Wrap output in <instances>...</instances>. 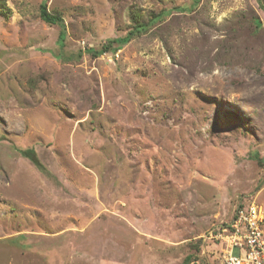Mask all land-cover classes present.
<instances>
[{"label": "rangeland", "instance_id": "obj_1", "mask_svg": "<svg viewBox=\"0 0 264 264\" xmlns=\"http://www.w3.org/2000/svg\"><path fill=\"white\" fill-rule=\"evenodd\" d=\"M41 2L0 9V264H220L264 217V0H47L62 41Z\"/></svg>", "mask_w": 264, "mask_h": 264}, {"label": "built area", "instance_id": "obj_2", "mask_svg": "<svg viewBox=\"0 0 264 264\" xmlns=\"http://www.w3.org/2000/svg\"><path fill=\"white\" fill-rule=\"evenodd\" d=\"M264 217L253 203L238 205L224 235L220 264H264Z\"/></svg>", "mask_w": 264, "mask_h": 264}, {"label": "trees", "instance_id": "obj_3", "mask_svg": "<svg viewBox=\"0 0 264 264\" xmlns=\"http://www.w3.org/2000/svg\"><path fill=\"white\" fill-rule=\"evenodd\" d=\"M198 1V0H195ZM261 1V0H258ZM47 0H42V2L39 5L38 10V17L41 22H43L46 25L50 26H57L59 29V40L62 41L66 34L65 25L63 23V20L54 14H51L46 7ZM3 0H0V9H2ZM164 14H167V12H162L156 15H151L149 20L146 23L143 22H136L133 25V28L131 31H129L125 36L116 38L114 40H109L107 44L103 45L99 50L89 49L87 50V54H90L92 57H97L101 55L102 53H107L112 49V44L118 43V44H124L128 41H130L132 38L137 37L141 35L142 33L146 32L147 26L152 25L160 20L161 17H163ZM134 19V18H132ZM21 155L29 160L38 170H42V166L37 159V156L35 152L32 149H26L22 150ZM190 260V256H187L184 260V264H187Z\"/></svg>", "mask_w": 264, "mask_h": 264}]
</instances>
